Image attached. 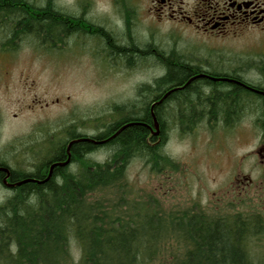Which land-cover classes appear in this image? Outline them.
Instances as JSON below:
<instances>
[{
  "label": "trees",
  "instance_id": "16d2710c",
  "mask_svg": "<svg viewBox=\"0 0 264 264\" xmlns=\"http://www.w3.org/2000/svg\"><path fill=\"white\" fill-rule=\"evenodd\" d=\"M0 26L6 29L3 33L7 38L2 46L9 51L25 38L56 49L74 37L77 30V22L53 3L40 6L29 0H0ZM107 40L116 56L119 54L132 61L131 49L117 45L115 38ZM168 67L165 77L145 87L147 97L140 98L134 108L137 112L131 110L124 115L125 108L116 106V113L122 111L121 119L105 126L104 131L91 139L107 142L72 144L71 163L54 167L47 181L44 180L50 167L68 159L64 154L67 144L87 137L68 130L67 139L53 145L44 161L36 165L39 168L36 172L13 169L0 162V167L10 171V183L26 179L44 181L22 184L11 188V195L0 196V264H59L61 255L69 256L73 264H155L158 240L166 219L177 240L183 243L168 264H264V259L252 254L254 248L249 245L253 243L250 239L256 238L254 234L261 229L264 231L261 219L249 221L239 214L212 216L197 208L173 212L167 218L157 206L144 202L145 198L140 196L139 200L132 201L124 196L127 184L123 180L132 160H145L153 171L162 167L163 144H157V140L167 134L169 121L182 133L192 134L202 124L218 123L231 128L244 119L194 118L189 113L180 115L168 106L162 112L153 111L160 126V135L154 136L150 100L172 86L183 85L190 73L187 69ZM182 93L172 99L175 107L187 106L193 100L187 89ZM236 98L233 104H229L230 99L219 101V110L226 111L230 107L257 110L260 106L257 98L245 94ZM141 107L143 113H140ZM256 121L264 125V118ZM129 123L132 125L120 130ZM101 147L109 148L108 160L99 162L88 158ZM5 178L6 173L0 171V185L4 186ZM110 188L115 194L113 199L104 195ZM145 204L147 209L143 208ZM74 243L79 248L78 256L70 254Z\"/></svg>",
  "mask_w": 264,
  "mask_h": 264
},
{
  "label": "rangeland",
  "instance_id": "374dc122",
  "mask_svg": "<svg viewBox=\"0 0 264 264\" xmlns=\"http://www.w3.org/2000/svg\"><path fill=\"white\" fill-rule=\"evenodd\" d=\"M73 11L69 8L65 12ZM4 30L0 28V162L13 169L32 171L56 142L67 139L68 130L98 135L105 126L121 119L122 111L116 113V106L125 108L124 115L137 112L134 108L147 97L145 87L164 75L160 68L148 65L111 68L114 61L102 53L103 44L97 37H72L56 49L25 38L9 51L2 46L7 39ZM117 36L116 43L125 40ZM259 45L254 39L240 43L248 48ZM92 47L96 52L90 50ZM131 57L138 61L137 56ZM169 123L162 167L153 171L145 160H132L123 180L127 184L124 196L132 201L145 198L144 202L157 206L167 218L173 212L197 208L212 216L239 214L249 221H264V177L255 153L264 140V125L244 118L230 129L206 123L194 133L184 134ZM110 155L109 148L101 147L88 158L105 162ZM235 174L240 175L238 178L250 174L251 186L244 190V180L237 183ZM111 189L104 195L113 199ZM12 193L11 188L0 185V196ZM143 208L147 209V204ZM168 225L166 219L155 264H166L183 245ZM253 236L256 238L249 244L254 248L252 254L264 259V231ZM71 249L70 254L78 256L75 243ZM59 264L73 263L69 256L61 255Z\"/></svg>",
  "mask_w": 264,
  "mask_h": 264
},
{
  "label": "flooded vegetation",
  "instance_id": "af4514ba",
  "mask_svg": "<svg viewBox=\"0 0 264 264\" xmlns=\"http://www.w3.org/2000/svg\"><path fill=\"white\" fill-rule=\"evenodd\" d=\"M49 3L64 13L75 9L73 14L67 13L77 22L74 37L100 39L102 53L114 61L110 62L111 68L148 65L164 72L159 79L167 75L169 65L190 71L183 85L172 86L150 100V111L154 103L161 101L153 107L154 112L171 106L178 114L189 113L194 118H264V0H40L37 5ZM120 33L125 40L116 44L131 49L138 61L116 56L107 38L117 39ZM244 39H254L261 45L242 47ZM97 48L100 54L102 47ZM186 89L193 100L187 106L175 107L172 99ZM244 94L260 100L257 110H219L217 104L222 99H230L229 104H233ZM83 137L94 138L86 134ZM166 138L167 134L160 135L157 144L164 145ZM255 153L264 177V140ZM38 169L35 165L32 171ZM237 174L234 181L244 180V190L251 186L250 174L241 178Z\"/></svg>",
  "mask_w": 264,
  "mask_h": 264
},
{
  "label": "water",
  "instance_id": "95a60500",
  "mask_svg": "<svg viewBox=\"0 0 264 264\" xmlns=\"http://www.w3.org/2000/svg\"><path fill=\"white\" fill-rule=\"evenodd\" d=\"M171 91H172V90H171ZM171 91H169V92L164 96V98H165L169 93H171ZM160 102H161V101H160ZM160 102H158V103H154V105L152 106V115H153V119H154V130H152V133H153L154 136H159V135H160V126H159V123H158V121H157V119H156L154 113H153V107H154L156 104H159ZM130 125H132V124L129 123V124H127V125H124L120 130H122V129L126 128L127 126H130ZM120 130L117 132V134L120 132ZM117 134H116V135H117ZM116 135H114L113 137H115ZM113 137H112V138H113ZM81 141L93 142V143H95V144H103V143L107 142L108 140H105V141H95V140H91L90 138H89V139L86 138V139H78V140H75V141L70 142V143L68 144V147H67L68 159H67L65 162H62V163H54V164L50 167V172H49V175H48L47 179L44 180V181H47V180L50 178V176H51V174H52V171H53L54 167H56V166L63 167V166L68 165V163H69L70 160H71V156H70V147H71V145L74 144V143H77V142H81ZM0 171H3V172L6 173V178L3 180V184H4V186H6V187H8V188H14V187L20 186V185L25 184V183H28V182H39V183H43V182H44V181H36V180H33V179H26V180H23V181L18 182V183H10V182H8V177H9V175H10V171H9V169H7V168H5V167H0Z\"/></svg>",
  "mask_w": 264,
  "mask_h": 264
}]
</instances>
